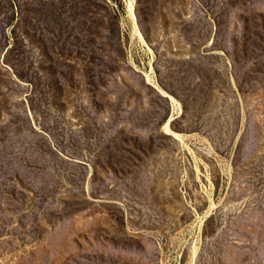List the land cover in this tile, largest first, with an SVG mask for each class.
<instances>
[{
  "label": "rangeland",
  "instance_id": "rangeland-1",
  "mask_svg": "<svg viewBox=\"0 0 264 264\" xmlns=\"http://www.w3.org/2000/svg\"><path fill=\"white\" fill-rule=\"evenodd\" d=\"M128 1L0 0V264H264V0Z\"/></svg>",
  "mask_w": 264,
  "mask_h": 264
},
{
  "label": "bare ground",
  "instance_id": "bare-ground-1",
  "mask_svg": "<svg viewBox=\"0 0 264 264\" xmlns=\"http://www.w3.org/2000/svg\"><path fill=\"white\" fill-rule=\"evenodd\" d=\"M128 6H129V13H130L131 17H132L133 20H134V19H135V16H134V15H135V14H134V0H129V1H128ZM134 25H135V31L138 33V37H139L140 41H141L143 44H145V45L147 46V44H146V42H145L143 36L141 35V33H140L139 30H138V26H137L136 22H134ZM152 72H153V68H152V66H151V71H150L149 73H147V79H148V81H150V82H153V81H152V78H151V73H152ZM161 93H162L163 95L167 96V97L173 102V104H174L175 106H177V109L179 108L180 105H179V103L176 101V99H175L174 97L168 95V94H167L166 92H164L163 90H161ZM171 120H172V119H170L169 121H167V122L165 123V125H164V129H165L168 133H170L171 135H173V136H175L176 138H178L179 140L183 141L182 135H181L179 132H176V131H174L173 129L170 128V122H171Z\"/></svg>",
  "mask_w": 264,
  "mask_h": 264
},
{
  "label": "water",
  "instance_id": "water-1",
  "mask_svg": "<svg viewBox=\"0 0 264 264\" xmlns=\"http://www.w3.org/2000/svg\"><path fill=\"white\" fill-rule=\"evenodd\" d=\"M133 82H134L135 85L139 86V84H140V79H138V78H133ZM128 88H131V86H128ZM13 146H14L15 148H18V147L22 146V144H20V143H18V141H16V143H13ZM253 213H254V215H257V214L259 215V214L261 213V210H254ZM260 247H261V251L264 252V240H261V245H260ZM145 255H146V258H149V256L151 255V251H150V249H146V253H145ZM222 255H223V256L225 257V259H226V263H225V264H243V263H241L240 261L234 263V262L231 260V257H230V254H229L228 250H224V249H223V251H222ZM251 261H253V262L255 261L256 263H258V262L262 261V259H261V260L253 259V260H251ZM250 264H252V262H250Z\"/></svg>",
  "mask_w": 264,
  "mask_h": 264
}]
</instances>
